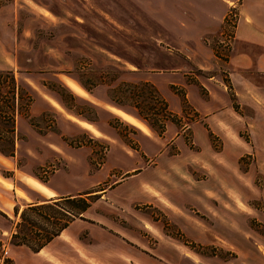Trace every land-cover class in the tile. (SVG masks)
I'll use <instances>...</instances> for the list:
<instances>
[{"label":"rangeland","instance_id":"rangeland-1","mask_svg":"<svg viewBox=\"0 0 264 264\" xmlns=\"http://www.w3.org/2000/svg\"><path fill=\"white\" fill-rule=\"evenodd\" d=\"M141 2L0 0V108L10 116L0 118V145L13 140L14 165L42 181L64 171L84 178L82 186L73 189L91 192L82 197L90 206L81 226L71 228H78L74 250L67 255L71 264H264V80L257 74L228 83V106L247 118L235 134L229 132L228 159L216 160L221 164L211 165L210 172L198 165L201 160H193L199 146L191 126L199 120L182 98L184 145L162 146L151 163L139 165L156 178L155 166L169 165L168 158H174L173 165L184 171L169 176L176 186L164 194L129 180L113 189L123 170L112 149L126 156L141 155L145 149L138 142L139 132L114 111L143 133L148 130L119 109L111 113L108 106L144 119L152 127L151 140L158 143L163 122L176 120L155 89L135 74L146 66L159 67L165 56L151 44L159 43L161 29ZM148 59L152 63L146 65ZM7 71L15 78L13 93ZM70 81L87 93L73 92ZM249 94L260 98L254 100L259 107L247 104ZM67 114L91 122L101 135L91 124L71 117L86 129L78 132ZM229 120L243 121L236 113ZM194 131L204 146L202 125ZM213 140L217 151L220 145ZM187 161L195 163L197 171ZM192 171L194 179H189L192 175L186 173ZM17 182L22 186L20 178ZM72 203L39 206L23 220L18 217L16 236L8 244L44 241L81 206Z\"/></svg>","mask_w":264,"mask_h":264},{"label":"crops","instance_id":"crops-1","mask_svg":"<svg viewBox=\"0 0 264 264\" xmlns=\"http://www.w3.org/2000/svg\"><path fill=\"white\" fill-rule=\"evenodd\" d=\"M135 1H143L141 4L144 13L160 27L159 43L151 44L160 48L165 54L160 59L159 67L146 66L144 69H137L136 77L155 89L161 102L166 106L165 110L170 112V116L175 117L176 120L163 122L166 123L161 136H157L161 139L158 143L151 140L152 127L144 119L120 108L108 106L111 113H113L112 108L119 109L134 117L148 130L145 134L113 113L139 132L141 138L138 142L145 148L141 155L134 156L122 155V152L116 148L112 149L111 154L116 158V164L123 170L113 189H121L129 180H133L143 186L141 189L156 190L165 194L177 184L170 181L169 176H181L184 172L182 167L173 165L172 162L175 159L168 158L169 165L155 166L159 170L156 171L159 174L156 178L152 173L146 172V167L141 168L139 165L151 163L152 157H156L154 154L162 146L174 145L176 148H182L184 145L181 134L186 127L184 123L186 111L182 98L187 101L186 104L196 113L199 120L191 126L193 142L199 146V151L193 156V160L197 158L201 160L198 165L208 172L211 165H219L221 163H215L228 159V149H232L230 142L232 135L229 132L235 134L234 129H239L245 125V122L247 123L246 117L228 106L226 95L228 96L231 78L240 80L248 77L246 75L257 74L264 80V0ZM236 2L239 4L240 20L236 28L234 45L227 59L218 60L214 55V43L222 29L226 12ZM150 63L152 61L146 60V65ZM67 85L78 95L84 96L87 93L72 81ZM73 87H77L81 94ZM247 99V104L255 108L259 107V104L254 102L255 99L258 101L259 97L249 94ZM235 113L242 118V123L229 120V117ZM67 117L70 120L72 117L94 126L91 122L76 116L67 114ZM72 121L79 128L78 132H81V129L86 130L74 120ZM198 124H201L203 128L204 146H201L200 140L195 136L194 127ZM94 127L100 132L96 126ZM213 139H216L220 145L217 151H214ZM14 150L13 141V154L9 155L0 151V264H5V258L10 260V264H71L67 260V255L70 256L74 250L73 241L82 220H85L87 210L72 220L38 251L23 244L11 243L10 245L8 241L16 233L17 225L20 223L18 217L24 209L32 206L54 205L68 198L88 196L91 192L79 193L76 192L78 189L74 192L73 188L82 186L81 181L84 178L78 180L69 172H55L49 175L48 180L42 181L35 174L17 169L12 162ZM205 158H208V163L204 164ZM130 160L133 161L129 163ZM187 162H190L191 167L197 171L195 163ZM188 175H192L189 179H194L193 171L191 174L186 173V176ZM18 177L22 180V186H19L17 182ZM148 197L152 201L156 200L153 195ZM75 225L79 227L75 231L71 230ZM202 238L199 236V239ZM78 243H81L80 240Z\"/></svg>","mask_w":264,"mask_h":264},{"label":"trees","instance_id":"trees-1","mask_svg":"<svg viewBox=\"0 0 264 264\" xmlns=\"http://www.w3.org/2000/svg\"><path fill=\"white\" fill-rule=\"evenodd\" d=\"M7 73H9L11 75V80L13 82V87H11L10 90L13 93L14 92V89H16V87H14L15 78L13 77L12 72L7 71ZM2 76H3V74L0 73V78H2ZM12 93H11V95H12ZM27 98H28V101H29L30 99H29V96L28 95H27ZM4 109L5 108H2V107L0 108V118H4V117H8L9 118L10 117L9 116V112L8 111H5ZM4 142H6V145L5 144L0 145V151L2 153L9 154V155L13 154V140H5ZM65 200L70 201L71 204H73L72 202H75V201L76 202L79 201L81 203V206L79 208L75 207L74 210H73L74 212L73 213H70V219L69 220L64 221L63 224H61L52 233H50L48 236H46L44 238V241H41L38 244L29 243L27 241L26 242L24 241V242H21V243H14V244H23V245H26V246L30 247L34 251H38L45 244H47L53 237L57 236L60 233V231L62 229H64L74 218L78 217L81 213H83L84 211H86L88 209V207L90 206L89 205V202L87 201V199L82 198V197L68 198V199H65ZM37 207H39V206H32V207H28V208L24 209L21 212L20 219L23 220L25 214L28 211H35V212L38 211ZM71 212H72V210H71ZM19 224L20 223H18V225ZM18 225H17V227H18ZM15 236H16V233L13 234L12 238H14Z\"/></svg>","mask_w":264,"mask_h":264},{"label":"built area","instance_id":"built-area-1","mask_svg":"<svg viewBox=\"0 0 264 264\" xmlns=\"http://www.w3.org/2000/svg\"><path fill=\"white\" fill-rule=\"evenodd\" d=\"M240 20L239 4L233 3L223 19L222 29L214 43L215 57L225 60L231 52L236 38V28Z\"/></svg>","mask_w":264,"mask_h":264},{"label":"bare ground","instance_id":"bare-ground-1","mask_svg":"<svg viewBox=\"0 0 264 264\" xmlns=\"http://www.w3.org/2000/svg\"><path fill=\"white\" fill-rule=\"evenodd\" d=\"M116 114H120L118 111H114ZM130 122H132V120H129ZM133 124H136L135 121H133ZM87 129H89L91 132H93L94 134H98V131L96 129H94L93 127L83 124ZM22 195V194H21Z\"/></svg>","mask_w":264,"mask_h":264}]
</instances>
